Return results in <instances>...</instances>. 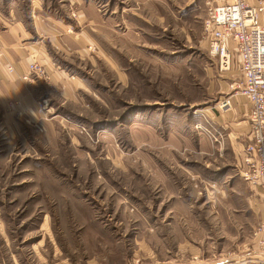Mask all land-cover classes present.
I'll return each instance as SVG.
<instances>
[{
  "label": "rangeland",
  "instance_id": "obj_1",
  "mask_svg": "<svg viewBox=\"0 0 264 264\" xmlns=\"http://www.w3.org/2000/svg\"><path fill=\"white\" fill-rule=\"evenodd\" d=\"M87 1L104 15L121 7L139 13L151 34L147 50L155 51L161 67L149 53L140 59L124 55L115 37L112 44L105 30L86 26L71 0H0V26L16 20L29 25L38 15L49 25L46 39L61 23L73 31L82 26V34L94 39L83 58L56 54L59 65L86 85L75 101L50 93L48 102L61 110L49 129L19 117L16 135L0 118V264H11L10 256L22 264H156L177 255L189 261L191 253L198 263L223 258V264H236L261 230L259 224L252 232L250 214L240 212L250 193L238 174L249 124L241 156L233 159L223 154L227 135L201 111L209 83L202 64L210 72L214 67L203 34L209 6L190 11L182 0L159 21L133 0ZM139 111L151 123L161 112L168 125L178 120L180 127L195 113L199 121L192 129L207 142L206 153L202 144L198 151L192 144L173 152L152 144V133L126 125ZM144 136L148 142L140 144ZM160 151L179 162L159 165L164 177L157 180L151 156ZM239 219L249 231L238 228Z\"/></svg>",
  "mask_w": 264,
  "mask_h": 264
},
{
  "label": "crops",
  "instance_id": "obj_2",
  "mask_svg": "<svg viewBox=\"0 0 264 264\" xmlns=\"http://www.w3.org/2000/svg\"><path fill=\"white\" fill-rule=\"evenodd\" d=\"M71 1V3L75 2L78 5V13L82 15L86 26L100 27L105 30L107 33L106 41L112 44L116 42L115 44L124 55L140 59L147 57L146 53H149L150 57L148 59L153 58V62L161 67V62L155 60V51L150 53L147 50L146 37L150 38L151 34L140 25V20L145 21L139 13H129L126 8L121 7L116 13L104 15L103 9L94 4V2L87 0L85 2L80 0ZM181 1L133 0L137 5H141L153 20L157 19L159 21L161 20L163 11L168 10L171 13L170 7L178 5ZM215 2H218V0H187L185 4L191 6L190 11H199ZM197 14L196 12L194 13V15ZM36 16L37 18L30 20L29 25L21 20H16L9 21L0 26V46L3 48V58L0 63V118L2 124L4 123L7 129L10 132H15L16 135L20 131L18 128L19 117L28 118L35 127H38V125L45 126L46 130L49 129L48 127L52 123L51 120L54 122L58 120L57 117L59 115L57 112L61 110V106L57 108L48 102L50 93L52 95L54 93L55 95H59L63 101L79 100V90L86 84L78 75L70 73L62 65H59L56 54L59 53L65 56L78 54L80 58H83V55H86V52H84L87 49L86 46L88 44L91 45L94 40H92L91 35L82 34V26L81 28L78 26L79 31H73L72 25L68 26L63 23L58 25L59 32L57 34L51 33L53 36L50 35L46 39L49 33V25L45 20L46 18L42 16L43 18L39 19L38 15ZM152 35L155 36V33H152ZM110 37H115L114 42L110 41V39L113 40ZM107 54L109 55V53ZM109 56L111 61L113 58L115 63H117L113 55ZM90 57L89 55L87 59H90ZM32 63L42 67L44 75L32 72L31 80H23L22 76L29 72V65ZM112 63L114 62L112 61ZM7 64L13 67L12 71L7 70ZM191 64L194 65L193 62ZM202 65L203 69H206L204 73H206L209 83L207 85L208 96L200 103L202 105L201 111H203V115H206V117L214 119L215 124L221 126L219 128L227 135L223 154H230L233 159H236L239 155L241 156L244 143L247 142V112L250 107L244 95L239 93L233 94L234 89L237 88L242 80L237 58H235L231 70L224 73L219 72L216 59L213 60L214 67L212 68V72H210L211 68L209 66H205L206 64ZM210 66H212V63ZM121 76L124 79L125 73H122ZM123 79L122 82H124ZM230 94L232 95L230 96L232 99L231 108L220 115V112L214 108L215 102ZM145 113L139 111L134 114V118L126 122L127 127H131V129L135 127L148 135L152 133V144H159L160 149L167 147L171 148V152H173V150L183 148L184 145L191 148L192 144H196V146L202 144L200 147L203 150L202 153H206L205 151L208 149L206 146L207 142L201 136L195 134L192 129L194 122L199 121L195 113L188 120L190 124L188 126L182 124V127H180V121L178 122V120L176 123L172 122L168 125L167 122L163 121L161 112H159V116L157 117L154 115V121L151 123L146 120ZM135 118L138 120H135ZM26 121L28 122V120ZM163 125L169 126L166 134H163ZM108 133L112 134V131L110 132L109 130ZM132 137L130 139H133ZM144 137L145 143L138 141L141 142L140 144L148 142L146 139L149 138ZM198 147H196L197 151ZM193 149H195L194 146ZM161 157V151L159 152V156L157 154L154 157L151 156L152 165L156 167H154L153 175L157 180H161L164 177V171L159 168V165H162L165 161H168L170 165H177L179 162L178 159ZM151 158L145 157V161L149 162ZM140 160L142 159L140 158ZM248 188L250 193H247L245 197L246 205H244V208L246 210H240V212H243L242 214L244 215L245 213L250 214V220L254 221L253 224H249L252 232H254L259 224L263 227L259 234L254 235V246L234 258L236 264H243L248 259L264 257V246L260 244V241H264V196L258 187L249 186ZM236 208L234 207V209ZM239 208L243 209L242 207ZM238 228L249 231L246 223H242L241 220ZM177 256L171 258L169 262L157 261L156 264H209L204 263L203 258L201 259V263L194 261L196 255L193 253L189 254L187 258L191 259L189 261H183ZM16 259L18 261L15 258L12 259L10 256L11 264H22L18 257ZM225 261H228V259L222 258L217 263L212 264H223Z\"/></svg>",
  "mask_w": 264,
  "mask_h": 264
},
{
  "label": "built area",
  "instance_id": "obj_3",
  "mask_svg": "<svg viewBox=\"0 0 264 264\" xmlns=\"http://www.w3.org/2000/svg\"><path fill=\"white\" fill-rule=\"evenodd\" d=\"M203 34L219 72L231 70L237 58L242 80L233 94L244 95L250 104L247 112L250 142L244 147L238 174L250 186L258 187L264 196V0H218L207 9ZM2 58L0 46V63ZM6 68L13 70L10 64ZM32 72L44 75L43 68L32 63L22 79L31 80ZM230 96L217 100L214 108L219 112L229 110ZM206 131L212 134L210 129ZM260 244L264 246V241ZM243 264H264V257L248 259Z\"/></svg>",
  "mask_w": 264,
  "mask_h": 264
}]
</instances>
